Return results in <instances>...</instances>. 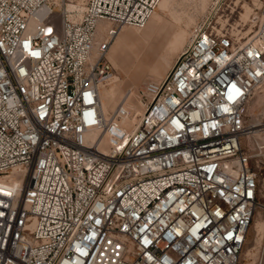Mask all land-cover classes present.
<instances>
[{
	"label": "built area",
	"instance_id": "obj_1",
	"mask_svg": "<svg viewBox=\"0 0 264 264\" xmlns=\"http://www.w3.org/2000/svg\"><path fill=\"white\" fill-rule=\"evenodd\" d=\"M161 1L0 0V264H240L264 197L242 143L264 136L245 124L264 2L245 40L197 25L137 121L107 116L111 46Z\"/></svg>",
	"mask_w": 264,
	"mask_h": 264
},
{
	"label": "rangeland",
	"instance_id": "obj_2",
	"mask_svg": "<svg viewBox=\"0 0 264 264\" xmlns=\"http://www.w3.org/2000/svg\"><path fill=\"white\" fill-rule=\"evenodd\" d=\"M264 0H171L169 9H158L143 28L126 26L113 42L109 57L114 66L111 81L101 88L103 109L107 116L122 103L130 110L132 123L141 108L146 86L159 82L170 72L195 27L203 21L211 27L251 37L257 25L252 16L260 14ZM257 13V14H256ZM106 102L108 106L105 108ZM264 120V82L253 92L245 116L246 126ZM260 125L251 127V130ZM264 136L244 135L245 149L253 153L252 162L259 171L264 195V152L254 143ZM259 153V154H258ZM249 228L247 244L240 264H264V197Z\"/></svg>",
	"mask_w": 264,
	"mask_h": 264
},
{
	"label": "bare ground",
	"instance_id": "obj_3",
	"mask_svg": "<svg viewBox=\"0 0 264 264\" xmlns=\"http://www.w3.org/2000/svg\"><path fill=\"white\" fill-rule=\"evenodd\" d=\"M170 3H171V0H162L161 2H160V4H159V8L160 9H169V6H170ZM69 8L70 9H78L79 11H81L82 9H83V5L82 4H74V5H70L69 6ZM158 9V8H157ZM156 12V11H155ZM155 12H154V14H155ZM197 27V26H196ZM218 28V27H217ZM122 32V31H121ZM121 34V33H120ZM119 34V35H120ZM118 35V36H119ZM195 35V30H193V32H192V35H191V37H190V39H189V41H188V44L191 42V40H192V38H193V36ZM117 36V37H118ZM186 49V46L185 47H183V49H182V51H181V53L180 54H182L183 52H184V50ZM180 54L178 55V56H180ZM173 67V66H172ZM172 67H171V69H172ZM170 69V70H171ZM113 78H115V75H113V77L110 79V81L113 79ZM141 104H142V106H141V108H139V109H137V114H136V117H133V121L135 122V121H137L138 120V118H139V115L140 114H142L143 113V111H144V107H143V102H142V100H141ZM108 106V103L106 102V104H105V108ZM260 123L258 122V123H255V124H253V125H251V126H257V125H259ZM264 142V138L263 139H261V140H259V141H257L256 143H254V147H255V149L256 150H258L259 149V145L261 144V143H263ZM263 152H264V150H263ZM259 154V153H258Z\"/></svg>",
	"mask_w": 264,
	"mask_h": 264
}]
</instances>
